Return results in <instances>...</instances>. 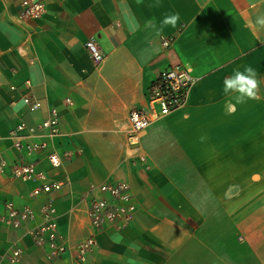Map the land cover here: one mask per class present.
Wrapping results in <instances>:
<instances>
[{
  "label": "crops",
  "instance_id": "obj_1",
  "mask_svg": "<svg viewBox=\"0 0 264 264\" xmlns=\"http://www.w3.org/2000/svg\"><path fill=\"white\" fill-rule=\"evenodd\" d=\"M40 18L20 15L19 0H0V150L12 154L9 130L34 125L51 107L58 133L36 131L49 150L71 158L51 169L68 181L51 192L58 231L69 243L86 237L87 186L126 181L137 204L122 230L95 233L86 262L73 249L50 260L18 228L0 226V254L13 244L19 261L0 264H264V0H44ZM179 14L176 27L161 20ZM153 23L156 27H153ZM172 38L170 48L162 37ZM93 39L103 59L93 61ZM186 64L196 81L186 103L140 134V161L126 142L127 113L168 64ZM245 65L261 80L255 99L237 103L223 80ZM40 100L26 109V91ZM70 99V103L65 102ZM6 151V152H5ZM35 183L0 174L6 200L37 207Z\"/></svg>",
  "mask_w": 264,
  "mask_h": 264
},
{
  "label": "built area",
  "instance_id": "obj_2",
  "mask_svg": "<svg viewBox=\"0 0 264 264\" xmlns=\"http://www.w3.org/2000/svg\"><path fill=\"white\" fill-rule=\"evenodd\" d=\"M20 15L25 18L37 19L45 12L44 0H19ZM172 38L162 37L161 44L170 48ZM85 46L93 61L99 62L104 55L93 39L85 42ZM196 81L190 67L186 64H168L162 67L156 77L148 84L145 101L142 105L131 107L127 113L126 142L135 156L142 162L145 157L140 148L141 132L155 119L165 116L170 111L182 107L188 98L191 87ZM21 99L26 109L35 111L41 107L38 98L33 97L27 90ZM65 102L70 103L69 98ZM59 114L51 107L48 114L34 125L20 122L9 130L12 139V154L5 155L0 150V174L22 181H31L34 186L29 192L32 199L43 197L42 202L34 207L31 204L16 206L12 200H6L0 213V226L18 228L27 223L26 234L35 247H44L47 259L59 258L66 250L75 251V259L86 262L89 253L95 245V233L105 228L122 230L134 219L137 204L126 181L91 182L87 186L86 217L91 232L78 242L69 244L59 233L56 222V207L51 192L59 189L68 181L67 177H54L42 168H38L40 157L44 155L51 169L58 168L63 159L71 158L73 151L65 149L61 154L48 149L46 140H27L36 131L47 129L48 135L57 134ZM6 152V151H5ZM22 248L13 244L5 253L0 254V263L19 261Z\"/></svg>",
  "mask_w": 264,
  "mask_h": 264
},
{
  "label": "clouds",
  "instance_id": "obj_3",
  "mask_svg": "<svg viewBox=\"0 0 264 264\" xmlns=\"http://www.w3.org/2000/svg\"><path fill=\"white\" fill-rule=\"evenodd\" d=\"M179 19V14L165 16L160 22L159 30L162 31L165 26L176 27ZM256 23L264 26V16L257 17ZM153 27H156L154 23ZM257 77L256 69L250 65H245L243 70L236 69L232 75L224 78L223 93L225 96L234 98L237 103L255 99L261 87V80Z\"/></svg>",
  "mask_w": 264,
  "mask_h": 264
}]
</instances>
